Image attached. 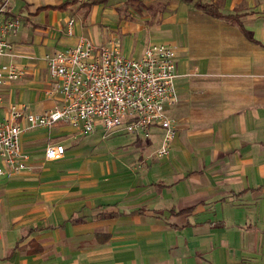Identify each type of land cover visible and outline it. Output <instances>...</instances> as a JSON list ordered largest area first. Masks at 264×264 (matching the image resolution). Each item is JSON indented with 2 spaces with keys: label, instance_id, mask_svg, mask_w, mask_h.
Segmentation results:
<instances>
[{
  "label": "crops",
  "instance_id": "obj_1",
  "mask_svg": "<svg viewBox=\"0 0 264 264\" xmlns=\"http://www.w3.org/2000/svg\"><path fill=\"white\" fill-rule=\"evenodd\" d=\"M206 1L222 15L184 0H11L14 60L26 73L6 86L2 115L11 103L53 108L61 97L46 93L48 66L32 56L83 36L119 41L131 57L175 45L179 101L167 107L177 126L168 156L157 154L156 126L150 144L109 139L135 143L98 172L78 149L102 142L101 126L25 131L36 169L0 177V264H264V0ZM51 138L66 147L60 159H45ZM136 154L147 164L124 189L102 181Z\"/></svg>",
  "mask_w": 264,
  "mask_h": 264
},
{
  "label": "built area",
  "instance_id": "obj_2",
  "mask_svg": "<svg viewBox=\"0 0 264 264\" xmlns=\"http://www.w3.org/2000/svg\"><path fill=\"white\" fill-rule=\"evenodd\" d=\"M10 2L0 0V58H10L0 63V103L6 86L26 73L14 60L18 52L11 35L17 33L21 21L10 15ZM176 56V46L167 42H152L142 56L131 57L122 52L119 41L98 45L85 36L74 46L32 56L48 66L51 80L46 93L61 98L43 111H32L26 103H11L5 115L0 113V158L5 165L0 167V177L33 167L31 154L22 146L25 131L59 122H67L83 134L101 126L105 133L124 129L144 138L160 126L164 134L157 153L168 155L177 133L167 114V107L179 101ZM65 152L63 143L50 142L45 159H60Z\"/></svg>",
  "mask_w": 264,
  "mask_h": 264
},
{
  "label": "rangeland",
  "instance_id": "obj_3",
  "mask_svg": "<svg viewBox=\"0 0 264 264\" xmlns=\"http://www.w3.org/2000/svg\"><path fill=\"white\" fill-rule=\"evenodd\" d=\"M116 136H124V137L133 136L136 139V136L134 134L127 132L124 129H115L113 131H109L105 133V135L103 134V141L100 142L99 144H95V145L89 144L86 147H80V149H78L80 152L79 155L81 156L82 161H87V163L90 165V169H92L93 171H97V172L99 171L100 167L106 166V162H109L111 164L118 163L119 154H121L122 152H125V150L128 149V147H131L135 142H130V139L126 138L125 141L122 143L120 142L121 144H119L118 146L117 144L112 142V140L111 141L109 140ZM83 137L85 136L80 135L79 140L83 139ZM155 138H156L155 134H152L150 137L146 138L145 144L146 142L150 144L151 141L154 140ZM55 140H56L55 138H51L49 142H53ZM155 144H159V143H155ZM139 148L141 149V147ZM152 148L155 149V147H152ZM152 148L149 147L150 150H152ZM124 158L128 159L130 158V156L127 155ZM146 164H147L146 160H141L139 156L136 154L135 157L126 166V172L130 171L129 175H131V178L129 179L127 178L128 175L122 167L119 169L116 168L118 171H115L112 175L103 177L102 181L111 182L115 184L116 187L118 188L123 187L124 189L125 186L128 185L127 183L128 180H133L135 176H139L141 173V169H144V166ZM35 169H36V166L34 164L33 167L29 169V171H32ZM14 174H11V175H14Z\"/></svg>",
  "mask_w": 264,
  "mask_h": 264
},
{
  "label": "trees",
  "instance_id": "obj_4",
  "mask_svg": "<svg viewBox=\"0 0 264 264\" xmlns=\"http://www.w3.org/2000/svg\"><path fill=\"white\" fill-rule=\"evenodd\" d=\"M184 1H187V2L194 1L197 6L203 8L204 10L211 13L212 15H215V16L222 15L219 9L220 4L218 2L206 1V0H184Z\"/></svg>",
  "mask_w": 264,
  "mask_h": 264
}]
</instances>
